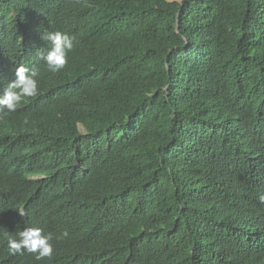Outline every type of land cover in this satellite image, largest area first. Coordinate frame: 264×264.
Wrapping results in <instances>:
<instances>
[{
	"label": "trees",
	"instance_id": "trees-1",
	"mask_svg": "<svg viewBox=\"0 0 264 264\" xmlns=\"http://www.w3.org/2000/svg\"><path fill=\"white\" fill-rule=\"evenodd\" d=\"M39 19L88 45L60 114L0 116V264H34L21 224L66 231L67 264H264V0H0V79Z\"/></svg>",
	"mask_w": 264,
	"mask_h": 264
},
{
	"label": "clouds",
	"instance_id": "clouds-1",
	"mask_svg": "<svg viewBox=\"0 0 264 264\" xmlns=\"http://www.w3.org/2000/svg\"><path fill=\"white\" fill-rule=\"evenodd\" d=\"M25 51V61H16L11 70L0 79V116L16 120L28 116L37 110L39 117L44 118L56 111L59 113V105L53 97L50 101L45 89L51 81V77L69 72L78 65V52L88 45L86 37L73 26L62 20L50 21L39 19L25 28L20 38ZM0 56V67L3 65ZM24 123H28L27 120ZM9 126V131L21 137V133ZM78 128L81 122H77ZM23 170L29 175L30 180H37L39 176L34 173L43 170L41 164L36 161L23 160ZM42 179V178H41ZM100 189V183L94 178ZM0 193L4 189L0 179ZM80 185H76L79 190ZM83 189L87 190V183H83ZM9 198L15 202L23 203L14 193ZM264 203V195L258 197ZM21 216L25 215L23 209H18ZM44 227L55 229L51 226H35L30 224L18 225L14 237L9 235L7 253L11 256H24L30 258L34 264H67L69 255L65 238L68 233L61 234L62 239L55 243L53 235L46 233Z\"/></svg>",
	"mask_w": 264,
	"mask_h": 264
},
{
	"label": "rangeland",
	"instance_id": "rangeland-1",
	"mask_svg": "<svg viewBox=\"0 0 264 264\" xmlns=\"http://www.w3.org/2000/svg\"><path fill=\"white\" fill-rule=\"evenodd\" d=\"M172 1H179V0H172Z\"/></svg>",
	"mask_w": 264,
	"mask_h": 264
}]
</instances>
